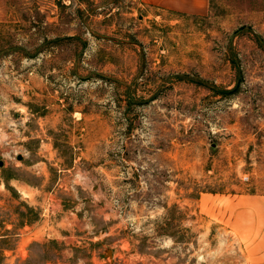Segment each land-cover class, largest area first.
<instances>
[{
	"label": "rangeland",
	"instance_id": "rangeland-1",
	"mask_svg": "<svg viewBox=\"0 0 264 264\" xmlns=\"http://www.w3.org/2000/svg\"><path fill=\"white\" fill-rule=\"evenodd\" d=\"M0 162V264H248L264 0H0Z\"/></svg>",
	"mask_w": 264,
	"mask_h": 264
},
{
	"label": "crops",
	"instance_id": "crops-1",
	"mask_svg": "<svg viewBox=\"0 0 264 264\" xmlns=\"http://www.w3.org/2000/svg\"><path fill=\"white\" fill-rule=\"evenodd\" d=\"M164 9L178 13L194 15L202 14L208 8V0H143ZM251 213V229L245 231L248 238L247 258L248 264H264V196L253 195L251 210L244 211ZM238 225V221L236 223ZM239 227V226H238Z\"/></svg>",
	"mask_w": 264,
	"mask_h": 264
},
{
	"label": "water",
	"instance_id": "water-1",
	"mask_svg": "<svg viewBox=\"0 0 264 264\" xmlns=\"http://www.w3.org/2000/svg\"><path fill=\"white\" fill-rule=\"evenodd\" d=\"M3 165V163L2 162H0V166H2Z\"/></svg>",
	"mask_w": 264,
	"mask_h": 264
}]
</instances>
